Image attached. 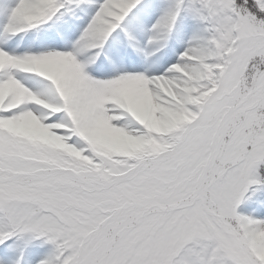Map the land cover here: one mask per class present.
Here are the masks:
<instances>
[{"label": "snow or ice", "instance_id": "snow-or-ice-1", "mask_svg": "<svg viewBox=\"0 0 264 264\" xmlns=\"http://www.w3.org/2000/svg\"><path fill=\"white\" fill-rule=\"evenodd\" d=\"M0 264H264V0H0Z\"/></svg>", "mask_w": 264, "mask_h": 264}]
</instances>
